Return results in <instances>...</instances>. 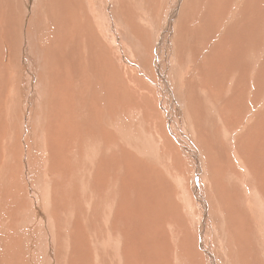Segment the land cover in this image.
<instances>
[{
	"label": "rangeland",
	"instance_id": "obj_1",
	"mask_svg": "<svg viewBox=\"0 0 264 264\" xmlns=\"http://www.w3.org/2000/svg\"><path fill=\"white\" fill-rule=\"evenodd\" d=\"M2 1L3 3L0 0V20L3 22V24L0 22V43L2 47L0 49V58H3V62L9 63L7 61V50L12 46L16 47L15 51L18 50L17 57H19L18 59L21 64L25 59L24 57H27L25 61H27L29 68L28 62L32 55L26 52V49L28 48L29 51L34 52H36V49L39 52V54L36 52V56L39 57L43 54L42 60L45 58L42 62L44 65L42 68L49 73L50 82L52 79L55 82L56 79L54 78H59V75L62 73L64 78L63 85L60 81V83L58 82L56 85L54 83H51V85L49 84L48 88L47 83V94L42 98L44 100L43 109L47 110V112H45L46 118L44 119L46 122L42 124L44 130L40 129L39 131V128L35 127L36 124L32 123L30 124L32 130H30L31 132L29 133V129L23 126L20 130V121L19 125H17V121L10 117L7 111L2 117V130L4 129L7 135L11 134L10 141L6 139L8 144L5 143V146H2L0 143V156H2L4 160L2 163L3 165H1L0 162V214L2 213L0 217L4 220V224H2L3 220L0 218L2 220L0 221V229L2 230H0L2 234H0V259L2 263L4 260L8 262L7 260L13 258L14 264H36V261L31 258L30 251L38 249L40 252H43L42 244L45 240L51 239L45 225L47 219L45 221H42L41 218L38 219L39 217H36L35 214L32 213V211H35L33 210L35 208L32 207L31 211V207L27 205V202L32 200L33 196L36 195V193L33 194V191L37 192L39 187H41L44 192H48L47 203L45 205H48L51 212L49 214L51 215L53 223L51 224L50 222V224L51 226L53 225L52 227H56V233H53L55 234L54 237L57 236L56 239H59V241L58 239L56 240V251L53 250L54 254H58L59 257L61 256L59 264H80L83 258L85 264H131L132 262V264H264V173L260 171L261 168H264V140L260 139L263 143L257 138L253 140V142L256 143L257 141L259 143L256 147L259 149L256 152L245 154L238 153L243 147L244 142H249L251 137L254 138L253 134L251 136V133L248 131L251 125H253L252 123L255 121V118L260 115L259 111L262 110L263 107L259 106L255 109L251 107V112L247 111L246 113L240 110L239 117L241 114V119L237 126L235 120L238 117L237 110L242 109L240 104L242 101H238L236 105L226 101V99L230 97L229 95L232 94V91L227 90L229 78L227 80H222L221 75L216 76L218 71H216L215 74L213 72L212 75L207 73L204 78L199 73L203 71V68H199V71L197 69L193 70L195 63L198 64L197 58L200 53L206 54L203 56V61L205 58V62L209 59H213L214 61L216 58H219V48L221 47L219 42L221 37H223L221 34L230 22L233 20H241V11L246 0H227L230 2L231 6L227 7L229 10L223 20L224 23H219L221 28L218 26V12L225 8L223 5L225 0H210L211 2L209 0H144L145 3H143V0H127V2L125 0H114L116 5L121 2L124 6L125 3L126 6H130L133 12L132 15H134L135 18L138 15V19L135 21V23L138 22V24L136 23L135 26H139V33H135L136 31L131 32L134 34L133 38H131L134 41L130 38L128 41L130 47L133 48L135 45L132 42L138 39L142 45L141 49H144L143 52L146 53H144L145 56L142 58L138 53H135V59L131 58L129 63H123V71H127L128 74H130L128 77L129 79H125L122 73L116 71V75L115 71L111 70V76L103 86V88H106L108 85L107 94L104 95L105 101H108H104L105 103L101 106H99L98 103L93 104L95 110L94 116L106 122H103L104 129L100 130L97 135V140H99L102 145H100L99 142L96 144V139L92 138L90 134H88V136H86V133L83 134L80 125L78 124L77 126L76 124L78 123L76 117L72 115V112H75V110L78 111L74 106L72 98L79 95L81 91L85 92L89 88L87 87L89 86L88 73L85 70H80L81 72L79 71L77 75L74 76V70L70 64H62L63 66L60 67V60L58 59V62L57 57H54V55L50 57L48 52L45 51L48 49V51H53L51 45L54 49L57 48L58 51L60 47L63 50V43L59 45L55 41L52 42L53 37H55L53 30H56V37L58 34L63 35L65 31L68 32L69 35H72L73 31L78 30L80 33H78L79 36H81V34L82 36L85 35L81 38L76 37L78 41L80 40L79 43L87 40V35L88 37L90 36V39L94 38L92 34L95 29H92L94 24L91 22L93 20L85 10V6L80 5L81 10L80 6L77 5L78 8L73 7V9L64 11L58 8V2L56 0H44L46 3L45 8L35 6V0H33L29 7L25 6L24 10L23 6L21 7L22 3L20 6L18 5L22 9L17 6V11L14 7L7 10L6 3H4L5 0ZM79 1L80 0H78V2ZM115 4L113 2V6ZM139 6L141 9L137 8ZM141 6H145V11H143V7ZM12 9H15L18 13L15 14L13 12V14ZM118 12H120V10L117 11V14ZM207 12H212L214 14V24H216V27L214 26V29L210 31L209 34L204 30L202 25L205 24L206 19L200 21L201 16L206 18ZM59 13L62 17L59 16ZM25 15H27V17ZM147 15L150 19H147ZM23 16L29 20L27 21ZM40 16H42V18H40ZM30 17L32 20H30ZM5 18H7V20L8 18L12 19L13 23L9 25V20L7 21ZM63 18L65 19L63 20ZM18 19L20 21H17ZM79 22L82 24H78ZM41 24L42 35H40L41 30L39 29ZM223 24L224 26L222 27ZM67 26L69 30L66 29ZM113 26L118 27V25ZM12 27H14L13 30L11 29ZM158 27L162 29V31L158 35L159 40L157 41V45L150 44L152 40H149V36L152 34V30ZM187 27L193 28L191 32L194 31L195 40L192 39L189 41L186 40V38L184 39L185 34L183 33V29ZM4 30L7 32V35ZM44 30H47L46 36H44ZM8 31L10 32L8 33ZM21 33H23V35ZM9 37L11 39L13 38V41L9 42ZM99 37L98 41L93 39V46L95 49L99 47L97 50L102 51L100 46H102L104 40L100 33ZM6 39L8 40L7 42ZM7 43H10V45L12 43V45L10 46ZM25 46L28 47L25 48ZM32 47L35 49H32ZM138 47L140 46L138 45ZM94 48L91 49L92 52L88 51L89 49L81 48L80 51L82 52L80 53L83 56L82 59L86 60L90 58L91 56L89 54L92 55ZM42 50H44V52ZM60 54L63 55V52ZM70 54L71 52H69V55ZM94 55L98 57L101 63H107L109 61L106 56H99L98 53ZM128 59H130V57ZM141 60H143V62H140ZM263 60L264 40L263 48H261V51L256 55V70L255 72L252 70L251 75L255 76ZM67 61L69 60L67 59ZM80 61L81 60H79V62ZM133 61L139 64L145 72H141L142 70L139 71L140 69L134 66L135 63ZM72 64L74 65V63ZM75 65H77V62ZM104 68L105 65H103V69ZM99 69L101 71V68ZM103 73L106 77V72ZM160 74L163 76L165 75L164 77L166 78L167 76L172 78V82L168 87L164 84V81L160 80L162 77ZM114 75L117 76V80L114 79ZM235 75L232 90L237 86V82L241 81L242 83L238 84V90L241 89V92L245 85L241 76L239 79L238 71L235 72ZM224 76L225 74L223 78ZM80 77H82L83 80H79L78 78ZM261 78H259V82L264 83V78ZM257 79L255 78L253 80ZM253 80L247 85L245 91L248 90V93L251 92L256 94V92L260 91L257 90L259 84L257 86V84L253 83ZM77 83H81L78 90L72 89ZM114 91L118 92L115 93V99L112 98ZM11 94L12 93L7 95L5 99ZM196 96L203 102L199 103L200 101ZM115 100H117V102ZM36 102L39 103L40 100L36 99ZM261 105L264 104L261 103ZM78 115L77 112L76 116ZM33 118H36L34 113ZM231 118L233 120L232 123L230 120ZM116 122L128 127L127 130L133 133L129 135L132 140L129 139L128 141L123 135V133H126V130L123 132L119 130L118 132L117 129H114L116 127L113 126H115ZM23 123H25V121H23ZM232 124L234 126H232ZM153 125L159 126L158 128L160 131L153 130ZM7 128H9L10 131ZM41 131L45 132L42 133ZM155 132L158 134L161 133L159 138L161 141L154 135ZM52 135L54 136L52 137ZM57 135L61 137L60 140L56 137ZM166 135L172 138L176 144V148L167 143L166 138H164ZM249 136L251 137L248 138ZM241 137H245V139ZM151 138H153L152 140L154 141L158 139L157 145L160 147H158L156 154L160 159L156 154L148 155V153L142 149L144 143H150L152 141L150 140ZM57 140L58 142H56ZM121 141H126L124 144L122 142L126 151L124 149L120 150L119 145L121 143L119 142ZM253 142L252 144L255 146ZM93 143L96 144V146L99 145L101 150L96 149L94 152L96 154L93 153V155H91L93 152L91 150V147L94 145ZM218 144L220 149L213 147ZM223 144L227 146L225 151L221 148ZM105 145L107 146L105 147ZM193 145H195V150L199 152L198 156L201 159L200 170L196 169L198 159H194L197 158V155L193 154L196 153L193 151ZM261 148H263V150ZM9 149L13 152L8 153L7 151ZM29 152L31 153L30 155L28 154ZM55 154H57L56 157L53 156ZM103 155L104 157H102ZM122 155H125V157ZM91 156H93V158H90ZM7 163H9V165H7ZM27 168H29L30 175L24 176V174H27ZM33 172L35 174H33ZM139 183L145 188L143 189L145 193L142 192V195L138 193V191H142L141 185H138ZM137 186L141 188L138 189L139 187ZM244 189L249 193V196H243ZM2 191L3 193L1 196ZM232 191L239 197L237 196L236 199L234 196L231 197L230 194ZM187 192H190V196L192 195L191 203L188 201V197L184 195V193L186 194ZM138 198L141 199L140 207H142L141 209L139 207V212L137 216H135L134 211H137ZM247 203H252L253 209L258 211L251 223L248 221L246 222L244 219L251 217L252 213V211H247L249 210V207L247 209ZM122 204L123 206H121ZM125 205L127 207H125ZM54 207H60L57 214L59 215L58 220L55 217L53 218ZM102 207H104V211ZM232 207L235 208L234 211H230ZM85 208H87V210ZM100 208L101 210L97 211ZM26 209L30 211L27 212ZM108 209L110 211L109 218L111 220L107 227L103 217H105L104 212ZM241 212L244 214L242 215ZM94 213L95 216L93 215V217L92 214ZM232 213L237 218L241 216V222L233 215L234 218H230L233 221L237 220V222H232V220L228 218ZM32 214H34V216ZM38 214L40 213L36 215ZM85 214H87V216H85ZM132 214L133 216H131ZM26 215H28V217ZM155 216L158 217L156 218ZM32 217H35V222L33 221L34 224L29 222L33 219ZM87 217L90 218L87 219ZM92 218L94 219L93 223ZM48 219H50V217H48ZM73 219L75 221L78 220V222H74ZM86 220L89 221L87 222ZM96 220L98 222H96ZM115 222L116 224H114ZM25 223L28 225L26 226ZM78 223L86 227L83 228L85 229L83 234L77 226L75 227ZM89 226H91V229H88ZM110 226L111 228H109ZM59 228H62L61 233H59ZM111 232L112 234L116 233L115 235L118 236L120 247L122 242L127 244L124 250L119 248L118 258L115 255L113 256L112 251L110 248H107L103 240H106L108 234L109 236H115L111 235ZM82 237L83 239L85 238V241ZM26 242H29V251L25 246ZM98 242L100 244H98ZM137 245H139V248ZM46 248H48V246H46ZM128 248H130L129 251ZM58 250L59 252L57 253ZM137 252H141L140 256ZM101 253L105 255L108 254L105 256ZM120 254L123 256L121 257ZM125 254H129V256ZM134 256L136 257L134 258ZM148 256L150 258L152 257L154 260L148 259ZM110 259L112 261H110ZM127 260H130L129 263Z\"/></svg>",
	"mask_w": 264,
	"mask_h": 264
},
{
	"label": "bare ground",
	"instance_id": "obj_2",
	"mask_svg": "<svg viewBox=\"0 0 264 264\" xmlns=\"http://www.w3.org/2000/svg\"><path fill=\"white\" fill-rule=\"evenodd\" d=\"M57 2H58V8H61L62 10H67V9H73V7H77L78 8V6H82V5H84L85 6V10L87 11V13L89 14V16L91 17V19L93 20V21H91L93 24H94V26L92 27V29H95V31H93L94 33L92 34L93 35V39H96L95 41H98L99 40V33H100V35H102V38H103V40H104V42H102V46H100L101 47V49H102V51H99V50H97V49H95L94 48V46H93V39H90V36L88 37V35L86 36L87 37V40H85V41H81L82 43H79V41L76 39V37L77 38H81V37H84V36H82V34H81V36H79V31L78 30H76V31H73L72 32V35H69L68 34V32H63L64 34L63 35H61V34H58L57 35V37H56V30H53V33H54V35H55V37H53V39H52V42H56V43H58L59 45H61L62 43H63V50H62V48L60 47V49H59V51L57 50V48H55L54 49V47L51 45V47H52V50L53 51H48V50H45L46 52H48V55L50 56V57H52L53 55H54V57H57V61L59 62V60H60V62H59V64H60V67L61 66H63L62 64H70V66L73 68V70H74V76H76L77 75V73L80 71V70H85L87 73H88V75H89V86H87V87H89L85 92H80V96L79 95H76L75 97H73L72 99H73V101H74V106L77 108V110L78 111H76L75 110V112H72V115L73 116H75L76 117V120H77V122L78 123H76L77 124V126H78V124L80 125V128H81V131H83L82 133L84 134V133H86V136H88V134H90L91 135V137L92 138H94V139H96L95 141H94V139H93V141L97 144V142H99L100 143V145H102V143L99 141V140H97V135H98V133L100 132V130H103L104 128H103V122L104 123H106L105 121H103V119H101L100 118V120L98 119V118H96V116H94V114H95V110H94V108H93V104H96V103H98V105L99 106H101L103 103H105L106 101H108V100H106L105 101V98H104V95L105 94H107V90H108V85H107V87L106 88H103V86H104V83H106L107 81H108V79L110 78V76H111V73H110V71L111 70H114L115 71V73H116V71L117 72H120V73H122L123 75H124V77H125V79L127 78V79H129L128 77H129V75L130 74H128V72L127 71H123V63H129V60L131 61V58H133V59H135V53L137 54L138 53V55L139 56H141V58L142 57H144L145 56V54L144 53H146V52H143V50L144 49H141V43L139 42V40L137 39L135 42H132L134 45H135V47L133 46V48H131L130 47V44H129V41H128V39L130 38H133V36H134V34H132L131 32H134V31H136L135 33H139V26L138 25H136L135 26V24L137 23L138 24V22H136L135 23V21H137V17H138V15L137 14H135V15H137L136 16V18L134 17V15H132V11H131V7L130 6H126V3H125V6L123 5V4H121V2L120 3H117V1H116V3H117V5L115 4V1L113 0H80L79 2H78V0H56ZM124 1V0H123ZM122 1V2H123ZM126 2H127V0H125ZM129 1V0H128ZM131 1V0H130ZM142 1V0H141ZM140 1V2H141ZM148 1V0H147ZM210 1V0H209ZM1 2L3 3V1L1 0ZM31 2H33V0H5L4 1V3H6V7H7V10H10V8L11 7H14L16 10H17V8L21 5V3H22V5H21V7L23 6V10L25 9V6L26 7H29V5H30V3ZM52 2V1H51ZM113 2H114V6H113ZM137 2V1H136ZM139 2V3H140ZM211 2V1H210ZM83 3V4H82ZM143 3H145V1L143 0ZM232 3V2H231ZM34 4H35V6H37V7H44L45 8V1L44 0H35V2H34ZM130 4V3H129ZM132 4V3H131ZM19 5V6H18ZM52 5V4H51ZM78 5V6H77ZM128 5V4H127ZM133 5V4H132ZM223 5H224V9L223 10H220V12H218V16H219V22H218V26L221 24V23H224L223 22V20L225 19V16H226V14H227V12H228V10H229V8H227V7H230L231 6V4H230V2L229 1H227V0H225V2L223 3ZM18 6V7H17ZM34 6V7H35ZM81 6H80V10H81ZM158 6V5H157ZM17 7V8H16ZM21 7H19V8H21ZM141 7H143V6H141ZM145 7V6H144ZM144 7H143V11H145L144 10ZM31 8V7H30ZM76 8V9H77ZM138 9H141L140 8V6L139 7H137ZM136 8V9H137ZM15 9H12V13L14 12L15 14H17L18 12V10L16 11ZM22 9V8H21ZM29 9V8H28ZM134 9V8H133ZM137 9V10H138ZM14 10V11H13ZM83 10V9H82ZM114 10H116V11H114ZM118 10H120V12H118V14H117V11ZM3 11V10H2ZM28 11V10H27ZM41 11H44V10H41ZM131 11V12H130ZM4 12V11H3ZM147 12V11H146ZM242 18H241V20H233L232 22H230L225 28H224V30H223V32H222V36L223 37H221V40H220V42H219V45L221 46L220 48H219V58H216L214 61H213V59H209L207 62H205L206 60H205V58H204V61H203V56H205L204 55V53H200L199 54V57L197 58V61H198V64L197 63H195V65L193 66V70L194 69H197L198 71H199V68H203V71L202 72H199L200 73V75H202V77H206V75H207V73L208 74H211L212 75V73L214 72V74H215V72L216 71H218L217 72V75L216 76H219V75H221L222 76V80H227L228 78H229V81H230V83H229V81H228V84H227V90H230V91H232V94H230L229 96V98H227L226 99V101H228V103H232L233 105H236L237 103H238V101L239 102H241L240 104H241V107H242V109H238L237 111H238V114H237V116H235V117H237V119L235 120V123L237 124V126H238V123H239V121H240V119H241V114H240V117H239V113H240V110H242V111H244V113H246L247 111L248 112H251L250 111V108L251 107H254V109L255 108H257V107H263V109L262 110H260L259 112H260V115L259 116H257L256 118H255V121L252 123L253 125H251V127L249 128L250 130L248 131V132H250L251 133V136H252V134H253V136H254V138H252L251 136H249L248 138H250V141L249 142H244L243 143V147L241 148V150H240V152H238V153H249V152H256L259 148H256L257 147V145L259 144L257 141H256V143L255 142H253V140H255V138H257V139H262V140H264V105H261V103L262 104H264V83L262 82V83H260L259 82V78H261V77H263L264 78V60L262 61V63H261V65L259 66V68L257 69V73L255 74V76L254 75H251V72H252V70H253V72H255V70H256V55H257V53L258 52H260L261 51V48H263V40H264V0H246L245 1V4H244V7L242 8ZM5 13V12H4ZM13 13V14H14ZM20 13V12H19ZM62 13H64V12H62ZM142 13H144V12H142ZM58 14V13H57ZM65 14V13H64ZM67 14V13H66ZM22 15H23V13H22ZM68 15V14H67ZM80 15V14H79ZM140 15V14H139ZM17 16V15H16ZM26 17H27V15H25ZM25 16H23V17H25ZM59 16L60 17H62V15H60V13H59ZM63 16H65V15H63ZM88 16V15H87ZM143 16V15H142ZM21 17V16H20ZM26 17H25V19H26ZM59 17V18H60ZM68 17V16H67ZM67 17H65V18H67ZM4 18V17H3ZM36 18V17H35ZM40 18H42V16H40ZM65 18H63V20L65 19ZM140 18V17H139ZM142 18V17H141ZM6 20H7V18H5ZM4 19V20H5ZM136 19V20H135ZM142 19H144V18H142ZM147 19H150L149 17H148V15H147ZM203 19H206V22H205V24H202L203 25V28H204V30L209 34V32L210 31H212L213 29H214V26L216 27V24H214V22H215V18H214V14L212 13V12H207L206 13V18H204L203 16H201V20L200 21H203ZM9 20V21H8ZM8 24L9 25H11L12 23H13V20L12 19H10V18H8ZM27 21L29 20V19H26ZM30 20H32V18L30 17ZM34 20V19H33ZM41 20V19H40ZM44 20H45V18H44ZM43 20V21H44ZM57 20V19H56ZM62 20V21H63ZM67 20V19H66ZM141 20V19H140ZM17 21H20L19 19L17 20ZM81 21V20H80ZM83 21H85V20H83ZM141 21H143V20H141ZM0 22H1V20H0ZM37 22V21H36ZM36 22H34V23H36ZM144 22V21H143ZM142 22V23H143ZM148 22V21H147ZM2 24H3V22H1ZM5 23H7V22H5ZM15 23V22H14ZM20 23V22H19ZM23 23H24V20H23ZM27 23V22H26ZM43 23V22H42ZM68 23V22H67ZM81 22H79L78 24H80ZM91 23V24H92ZM139 23H140V21H139ZM155 23V22H154ZM220 23V24H219ZM82 24V23H81ZM90 24V23H89ZM92 24V25H93ZM20 25V24H19ZM113 25H118V27H115V26H113ZM140 25H141V23H140ZM144 25V24H143ZM155 25V24H154ZM0 26H1V24H0ZM5 26H7V25H5ZM15 26H17V25H15ZM14 26V27H15ZM24 26H25V24H24ZM23 26V27H24ZM30 26H32V25H30ZM153 26V25H152ZM224 26V24L222 25V27ZM3 27V26H2ZM10 27V26H9ZM14 27H12L11 29L13 30V28ZM28 27H29V25H28ZM63 27H66V26H63ZM75 27H77V26H75ZM74 27V28H75ZM85 27V26H84ZM83 27V28H84ZM143 27V26H142ZM148 27H149V25H148ZM160 27H163V26H160ZM220 27V26H219ZM150 28V27H149ZM221 28V27H220ZM9 29V28H8ZM27 29V28H26ZM39 29L41 30L40 31V35H42V24H41V26L39 27ZM66 29H68L69 30V28H68V26H67V28ZM77 29V28H76ZM159 27L158 28H154L153 30H152V34L149 36V40L151 39L152 41H150V44H154V45H157V41L159 40V38H158V35H159V33L162 31V29H160V31H159ZM30 30V29H29ZM63 30H65V29H63ZM67 30V31H68ZM184 31H183V33L185 34V36H184V39L186 38V40H189V41H191L192 39H194L195 40V37H194V31L193 32H191V30H193V28H190V27H187L186 29L184 28L183 29ZM1 31V30H0ZM5 31V30H4ZM46 31L47 30H44V36H46ZM87 31H88V29H87ZM10 31H8V33H9ZM12 32V31H11ZM16 32H17V30H16ZM26 32V31H25ZM30 32V31H29ZM83 32V31H82ZM86 32V31H85ZM85 32H84V34H85ZM5 33H6V35H7V32L5 31ZM14 33V32H13ZM20 33V32H19ZM79 33V34H78ZM89 33V32H88ZM182 33V34H183ZM4 34V33H3ZM22 35H23V33H21ZM90 34V33H89ZM5 35V34H4ZM10 35V34H9ZM12 35H14V34H12ZM11 36V35H10ZM18 36V35H17ZM33 36V35H32ZM11 37H13V36H11ZM33 37H35V36H33ZM5 38V37H4ZM7 38V37H6ZM19 38V37H18ZM25 38V37H24ZM72 38H74V39H72ZM136 38V37H135ZM138 38H139V36H138ZM32 39V38H31ZM0 40H1V37H0ZM4 40V39H3ZM17 40V39H16ZM23 40V39H22ZM29 40H30V36H29ZM131 40H133V39H131ZM8 40L6 39V42H7ZM11 41H13V38L11 39L10 37H9V42H11ZM26 41V40H25ZM36 41H38V40H36ZM106 41V42H105ZM134 41V40H133ZM1 42V41H0ZM46 42V41H45ZM4 43H5V40H4ZM13 43V42H12ZM12 43H11V45H12ZM16 43H17V41H16ZM25 43V42H24ZM23 43V44H24ZM38 43V42H37ZM41 43H42V41H41ZM143 43V42H142ZM149 43V42H148ZM193 43V42H192ZM7 44H9L10 45V43H7ZM15 44V43H14ZM19 44V43H18ZM33 44H34V42H33ZM32 44V45H33ZM36 44V43H35ZM48 44V43H47ZM69 44V45H68ZM80 44H81V46H80ZM96 44V43H95ZM132 44V45H133ZM188 44V43H187ZM10 45V46H11ZM30 45V44H29ZM38 45V44H37ZM41 45V44H40ZM97 45V44H96ZM138 45L140 46V47H138ZM188 45H190V44H188ZM191 45H193V44H191ZM8 46V45H7ZM16 46V45H15ZM18 46V45H17ZM36 46V45H35ZM71 46V47H70ZM26 47H28V46H25V48ZM2 47H1V43H0V49H1ZM10 49L9 50H7V57H8V59H7V61L9 62V63H4L3 62V58H0V72H1V76H0V139H2V140H0V143L2 144V146H5V143L6 144H8V141H6V139L7 140H9L10 141V138H11V134L10 135H7L6 133L7 132H5V130L3 129L2 130V124H1V122H3V116L5 115V112L7 111L8 113H9V115H10V117H12V118H14V120L15 121H17V125H19V121H20V130H21V127L23 126L24 128H26V129H29V133L31 132L30 130H32L31 129V125L30 124H36V126L35 127H37V128H39V131H40V129H42V130H44L43 129V127L44 126H42V124H45V112H47V110H44L43 109V107H44V100L42 99V98H44L45 97V95L47 94V88H46V86H47V83H48V88H49V84L51 85V83H54L55 85L59 82L60 83V81H61V83H62V85L64 84V78H63V73L62 74H60L59 75V78H54V79H56V81L54 82L53 81V79L51 80V82H50V78H49V73L46 71V70H44V68H42L44 65H43V61H44V59L42 60V56H43V54L41 55V56H39V57H37L36 56V52L39 54V52L35 49V48H33L32 47V49H35V51L36 52H34V51H29V49L27 48L26 49V52H28L30 55H32L30 58H29V62H28V64H29V68H28V65H27V61H25L26 60V58L27 57H24L25 59L22 61V64L20 63V60L18 59L19 57H17V54H18V50H16L15 51V49H16V47H9ZM18 48H20V47H18ZM24 48V49H25ZM40 48H42V47H40ZM81 48H85V49H89L88 51H91V49L92 48H94V50H93V53H92V55L91 54H89L91 57L90 58H88V59H86V60H83L82 58H83V56H82V54L80 53V52H82V51H80L81 50ZM4 49H7V48H4ZM42 49H46V48H42ZM137 49H138V51H137ZM23 50V49H22ZM21 50V51H22ZM20 51V52H21ZM43 52H44V50H42ZM190 51H192V50H190ZM25 52V53H26ZM45 52V53H46ZM50 52V53H49ZM63 52V55L62 54H60V53H62ZM69 52H71V54L70 55H72V56H70L69 55ZM87 52V51H86ZM92 52V51H91ZM90 52V53H91ZM186 52V51H185ZM24 53V54H25ZM88 53V52H87ZM98 53V55L99 56H106L107 58H108V62L107 63H104V62H100L99 61V59H98V57L96 56V55H94V54H97ZM188 53V52H187ZM21 54V53H20ZM78 54H80V55H78ZM15 55H16V57H15ZM47 55V54H46ZM77 55V56H76ZM1 56V55H0ZM20 56V55H19ZM87 56V55H86ZM130 57V59H128L129 57ZM94 57V58H93ZM75 58V59H74ZM80 58V59H79ZM23 59V58H22ZM59 59V60H58ZM67 59L69 60V61H67ZM81 60L80 62H79V60ZM137 60V59H136ZM5 61H6V59H5ZM102 61V60H101ZM26 62V63H25ZM56 62V61H55ZM74 63V65L72 64V63ZM76 62H77V65H75L76 64ZM134 62V61H133ZM138 62V61H137ZM140 62H143V60H141ZM139 62V63H140ZM144 62H145V60H144ZM131 63V62H130ZM135 63V62H134ZM57 64V63H56ZM58 64V65H59ZM82 66H81V65ZM253 64H254V67H253ZM103 65H105V68L103 69ZM142 65V64H141ZM132 66V65H131ZM134 66H136V68L138 67L140 70L139 71H141V72H143L144 71V69L142 68V67H140V65L139 64H137V63H135L134 64ZM112 67V68H111ZM145 67V66H144ZM99 68H101V71H100V69ZM131 68V67H130ZM147 68V67H146ZM127 69V68H126ZM125 69V70H126ZM129 69V68H128ZM223 69H224V71H223ZM103 70V71H102ZM223 71V72H222ZM236 71H238V73H239V79H240V76L242 77V81H243V83H244V85H245V87H244V89L240 92V90H238L239 89V87H238V84H241L242 82L241 81H238L237 82V86L232 90V87H233V82L235 81V72ZM81 72V71H80ZM84 72V71H83ZM103 72H106V77L104 76V73ZM145 72V71H144ZM222 72V73H221ZM58 74V73H57ZM145 74V73H144ZM225 74V76H224V78H223V75ZM116 75H117V73H116ZM116 75H114L115 76V80H117V76ZM161 75V74H160ZM196 75V74H195ZM198 75V74H197ZM228 75V76H227ZM3 76H4V78H3ZM67 76H69V75H67ZM80 76V75H79ZM162 77H161V81H164V84H166L167 85V87L171 84V82H172V78L171 77H169V76H167V78L166 77H164L163 75H161ZM193 76V75H192ZM254 76V77H253ZM258 76H259V78H258ZM155 77V76H154ZM67 78V77H66ZM105 78V79H104ZM257 79V80H253V79ZM79 80H81L82 79V77H80V78H78ZM77 79V80H78ZM100 79V80H99ZM120 79L122 80V78L120 77ZM262 79V78H261ZM83 80V79H82ZM86 80V79H85ZM98 80H99V82H98ZM115 80H112V81H115ZM186 80H187V78H186ZM189 80V79H188ZM252 80H253V83H255V84H257V86H258V84H259V86H258V89L257 90H260V91H258V92H256V94H253V93H248V90L247 91H245L246 90V88H247V85L248 84H250L251 82H252ZM67 81V80H66ZM69 81V80H68ZM123 81V80H122ZM131 81V80H130ZM83 82V81H82ZM81 82V83H82ZM188 82V81H187ZM81 83H77L75 86H73L72 87V89H74V90H78V87H80V85H81ZM98 83V84H97ZM110 83V82H109ZM29 85H31V86H29ZM86 87V88H87ZM120 91V90H119ZM229 91V92H230ZM198 92V91H197ZM227 92V91H226ZM10 93H12L8 98H6L5 99V97L7 96V95H9ZM78 93V92H77ZM110 93V92H109ZM115 93H118V92H116V91H114L113 92V94H112V98H114L115 99ZM242 93H243V95H242ZM121 95V94H120ZM258 95H259V97H258ZM110 98V97H109ZM196 98L200 101H198L199 103H202L201 102V100L196 96ZM202 98V97H201ZM206 98V97H205ZM36 99H38V100H40V102L38 103V102H36ZM70 100V99H69ZM68 100V101H69ZM204 100V99H203ZM261 102H260V101ZM105 101V102H104ZM112 101V100H111ZM116 102H117V100H115ZM110 102V101H109ZM195 103V102H194ZM227 103V102H226ZM246 103V104H245ZM62 104V103H61ZM72 104V103H71ZM70 104V105H71ZM108 104V103H107ZM112 104V103H111ZM196 104V103H195ZM232 105V106H233ZM239 105V104H238ZM47 106H48V104H47ZM121 106V105H120ZM105 107H107V106H105ZM147 107H149V106H147ZM231 107V106H230ZM80 108V109H79ZM102 108V107H101ZM111 108H114V107H111ZM117 108V107H116ZM152 108H153V106H152ZM235 108V107H234ZM233 108V109H234ZM147 110V109H146ZM149 110V109H148ZM252 110V109H251ZM116 111V110H115ZM118 111V110H117ZM78 112V116H76V113ZM110 112V111H109ZM198 112V111H197ZM33 113H34V115H35V117L36 118H33ZM100 113V112H99ZM258 113V112H257ZM115 114V113H114ZM118 114H120V113H118ZM117 114V115H118ZM101 115V114H100ZM105 115H106V113H105ZM109 116V115H108ZM116 116V115H115ZM31 117V118H30ZM104 117V116H103ZM153 117V116H152ZM235 117H233V118H235ZM71 118H73V117H71ZM105 118V117H104ZM107 118H109V117H107ZM117 118V117H116ZM253 119V118H252ZM58 120V119H57ZM71 120V119H70ZM73 120V119H72ZM75 120V119H74ZM231 120V123L233 122V120H232V118L230 119ZM23 121H25V123H23ZM33 121V122H32ZM108 121H109V119H108ZM114 122V121H113ZM142 122V121H141ZM14 123V122H13ZM149 123V122H148ZM153 123H154V121H153ZM12 124V123H11ZM62 124V123H61ZM75 124V125H76ZM110 124V123H109ZM156 124V123H155ZM204 124V123H203ZM106 125V124H105ZM13 126V125H12ZM48 126V125H47ZM84 126H85V130H84ZM149 126V125H148ZM157 125H153V127H154V129L153 130H155V131H160V129L158 128L159 126H157ZM232 126H234L233 124H232ZM11 127V126H10ZM9 127V128H10ZM30 127V128H29ZM76 127V126H75ZM101 127H102V129H101ZM113 127H116V128H114V129H117L118 130V132H119V130L120 131H124V130H126V133H123V135L127 138V140L129 141V139L130 140H132L131 138H130V134L132 133L131 131L129 132L127 129H128V127L127 126H125V125H123V124H121V123H118V122H116V124H115V126H113ZM9 128H7V129H9ZM49 128V127H48ZM11 129V128H10ZM10 129H9V131H10ZM148 129H150V128H148ZM207 129V128H206ZM12 130V129H11ZM19 130V131H20ZM38 130V129H37ZM48 130V129H47ZM50 130V129H49ZM79 130V129H78ZM53 131V130H52ZM51 131V132H52ZM105 131H107V130H105ZM151 131V130H150ZM162 131V130H161ZM21 132V131H20ZM42 133L43 132H45V131H41ZM50 132V131H49ZM140 132V131H139ZM147 132V131H146ZM145 132V133H146ZM47 133V132H46ZM56 133H57V131H56ZM56 133H55V135H56ZM136 133V132H135ZM12 134H13V131H12ZM28 134V133H27ZM38 134V133H37ZM58 134V133H57ZM82 134V135H83ZM133 134V133H132ZM161 134V133H160ZM160 134H158V133H154V135H156L157 136V138L159 139L160 138ZM247 134V133H246ZM4 135V136H3ZM49 135H51V134H49ZM65 135V134H64ZM103 135H105V134H103ZM121 135V134H120ZM145 135V134H144ZM164 135V134H163ZM23 136V135H22ZM54 135H52V137H53ZM66 136V135H65ZM7 137V138H6ZM51 137V138H52ZM56 137H58V135L56 136ZM151 137V136H150ZM155 137V136H154ZM218 137H220V136H218ZM217 137V138H218ZM60 138L61 137H58V139L60 140ZM64 138H67V137H64ZM76 138V137H75ZM89 138V137H88ZM139 138V137H138ZM141 138V137H140ZM164 138H166V141H167V143L170 145V146H172V147H174V148H176V144H175V142L172 140V138L169 136V135H166V136H164ZM241 138H243V137H241ZM247 138V139H248ZM53 139H55V138H53ZM84 139V138H83ZM153 138H151L150 140H152ZM158 139H157V141L155 140H152L150 143H144V145L142 146V149L143 150H145L147 153H148V155H154V154H156V152H157V150H158V147H160L159 145H157V143H158ZM243 139H245V137L243 138ZM246 139V140H247ZM14 140V139H13ZM62 140H63V138H62ZM85 140V139H84ZM125 140V139H124ZM160 141H161V139H159ZM165 140V139H164ZM53 141H55V140H53ZM65 141H67V140H65ZM87 141V140H86ZM232 141V140H231ZM261 141V140H260ZM11 142H12V139H11ZM36 142V141H35ZM56 142H58V140L56 141ZM69 142V141H68ZM67 142V143H68ZM90 142V141H89ZM122 142H123V144H124V142H126V141H121V142H119V143H121L120 145H119V148H120V150H122V149H124L125 150V148L123 147V144H122ZM143 142V141H142ZM252 142L253 143H255V146H254V144H252ZM262 143H263V141H261ZM61 143V142H60ZM130 143H132V142H130ZM233 143V142H232ZM231 143V144H232ZM57 144V143H56ZM91 144V143H90ZM94 144V143H93ZM96 144H94L93 145V147H91V150L93 151L92 152V154L91 155H93V153L95 152V150L96 149H100L101 150V147L99 146V145H97L96 146ZM116 144V143H115ZM219 144H220V142H219ZM219 144L218 145H215V146H213V147H217V148H219L220 149V147H219ZM264 144V143H263ZM54 145H55V143H54ZM111 145V144H110ZM233 145V144H232ZM1 146V145H0ZM86 146V145H85ZM107 145H105V147H106ZM194 147V149H193V151L194 152H196L197 150H195V145H193ZM63 147V146H62ZM88 147V146H87ZM135 147H136V144H135ZM145 149H144V148ZM224 147V148H223ZM223 147H221L222 148V150L224 149V151L226 150V148H227V146L225 145V144H223ZM5 148V147H4ZM42 148V147H41ZM67 148V147H66ZM47 149H48V147H47ZM112 149V148H111ZM247 150V152H246V150ZM262 150H263V148H261ZM43 150V149H42ZM79 150V149H78ZM143 150H142V152H143ZM147 150H149V151H147ZM218 150V149H217ZM230 150V149H229ZM3 151H4V149H3ZM29 151V150H28ZM48 151V150H47ZM126 151V150H125ZM128 151V150H127ZM191 151V150H190ZM189 151V152H190ZM8 153H10V152H13V151H11L10 149L7 151ZM263 152V151H262ZM104 153V152H103ZM124 153V152H123ZM126 153V152H125ZM128 153V152H127ZM160 153V152H159ZM158 153V154H159ZM192 153V152H191ZM29 155L31 154L30 152L28 153ZM27 154V155H28ZM94 154H96V153H94ZM101 154V153H100ZM194 155H197V158H194V159H198V161H197V163H196V169L197 170H200V168H201V159H200V157L198 156V154H199V152H196V153H193ZM192 154V155H193ZM258 154H260V153H258ZM263 154V153H262ZM14 155V154H13ZM45 155V154H44ZM89 155V154H88ZM126 155V154H125ZM125 155L123 156V157H125ZM201 155V154H200ZM3 156H4V154H3ZM53 156H57V154H55V155H53ZM156 156L158 157V155L156 154ZM6 157V156H5ZM102 157H104V155L102 156ZM122 157V158H123ZM196 157V156H195ZM261 157V156H260ZM3 157L2 156H0V162H1V165H3L2 163H3V159H2ZM9 158V157H8ZM30 158V157H29ZM32 158V157H31ZM90 158H93V156H91ZM159 158V157H158ZM13 159V158H12ZM11 159V160H12ZM160 159V158H159ZM102 160V159H101ZM222 160V159H221ZM13 161V160H12ZM29 161V160H28ZM31 161V160H30ZM62 162V161H61ZM92 162V161H91ZM99 162V161H98ZM113 162V161H112ZM119 162V161H118ZM257 162H259V161H257ZM94 163H96V162H94ZM122 163V162H121ZM6 164V163H5ZM86 164H88V163H86ZM120 164V163H119ZM118 164V165H119ZM7 165H9V163H7ZM32 165V164H31ZM103 165H104V162H103ZM114 165V164H113ZM121 165V164H120ZM119 165V166H120ZM132 165H134V164H132ZM261 165V164H260ZM264 165V164H263ZM27 166V165H26ZM88 166V165H87ZM90 166V165H89ZM124 166V165H123ZM30 167V166H29ZM258 167V166H257ZM263 167V166H262ZM63 168V167H62ZM90 168V167H89ZM28 169V170H27ZM26 170V172H27V174L25 175L24 173V176H29L30 174V172H29V168H27ZM30 169H32V168H30ZM138 171V170H137ZM260 171L261 172H263L264 173V168H261L260 169ZM23 172V171H22ZM35 172V171H34ZM33 172V174H35ZM133 172V171H132ZM116 173V172H115ZM134 174V173H133ZM136 175V174H135ZM262 175V174H261ZM36 176V175H35ZM37 177V176H36ZM32 178H33V176H32ZM31 180V179H30ZM33 180V179H32ZM217 180V179H216ZM263 180H264V177H263ZM122 181V180H121ZM139 181V180H138ZM143 181V180H142ZM126 182V181H125ZM131 182V181H130ZM140 182V181H139ZM232 182V181H231ZM142 183V182H141ZM146 183V182H145ZM132 184V183H131ZM124 185V184H123ZM138 185H141V187H142V191L141 192H139L138 191V193H141V195H142V192H144L143 191V189H145V188H143V186H142V184H138ZM145 185V184H144ZM135 186V185H134ZM229 186V185H228ZM126 187V186H125ZM130 187V186H129ZM136 187V186H135ZM137 187H139V186H137ZM141 187H139L138 189H140ZM151 188V187H150ZM149 188V189H150ZM231 188V187H230ZM230 188H229V190H230ZM233 188H235V187H233ZM135 189V188H134ZM148 189V188H147ZM32 190V189H31ZM136 190H137V188H136ZM153 190V189H152ZM175 191V190H174ZM187 191V190H186ZM30 192V191H29ZM28 192V193H29ZM223 192V191H222ZM236 192H237V190H236ZM244 194H243V196H249L248 194L249 193H247V191L244 189ZM2 193H3V191L1 192V196H2ZM36 193V195H34L33 196V199L32 200H29L27 203V205H29L30 207H31V211H32V207H34L35 209H33V210H35V211H32V213H34L35 214V216L37 217H39L38 219H40L41 218V220L43 221H45L46 219H47V222L45 221V225H46V228H47V231H48V234H49V237L51 236V239H49V240H45L44 241V243L42 244V246H43V252H40L38 249L37 250H34V251H30V255H31V258L33 259V260H35L36 261V264H59L60 263V257L58 256V254H54L53 253V250H55L56 251V247H55V244H57L56 242V240L58 239H56V237H54V235L55 234H53V233H56L55 232V230H56V227H52L51 226V224L53 223V221H52V219H51V215L49 214V213H51L50 212V209H49V207H48V205L46 206L45 204L47 203V198H48V192H44V190H42V188L41 187H39V189L37 190V192H35V191H33V194H35ZM126 193V192H125ZM135 193V192H134ZM145 193V192H144ZM150 193V192H149ZM153 193V192H152ZM188 193V192H187ZM185 194L184 193V195L185 196H187L188 197V201L191 203L192 202V195L190 196V192L188 193V194ZM221 193V192H220ZM33 194H31V195H33ZM126 194H129L128 192L126 193ZM131 194V193H130ZM196 194V193H195ZM219 194V193H218ZM71 195V194H70ZM133 195V194H132ZM135 195V194H134ZM140 195V194H139ZM138 195V196H139ZM160 195V194H159ZM194 195V194H193ZM7 196V195H6ZM29 196V195H28ZM130 196V195H129ZM221 196V195H220ZM230 196L232 197V196H234L235 197V199L237 198V196L238 195H236V193L234 192V191H232L231 192V194H230ZM5 197V196H4ZM3 197V198H4ZM128 197V196H127ZM134 197V196H133ZM141 197V196H140ZM153 197H154V195H153ZM239 197V196H238ZM32 198V197H31ZM247 198V197H246ZM23 199V198H22ZM194 199V198H193ZM254 199V198H253ZM140 200L141 199H139L138 198V200H137V211H134L135 213V216H137V214H138V212H139V207H140ZM197 200V199H196ZM248 200H250V199H248ZM239 201V200H238ZM237 201V202H238ZM263 202V201H262ZM132 203V202H131ZM130 203V204H131ZM135 203V202H134ZM240 203V202H239ZM252 203H253V201H252ZM252 203H247V209H248V207H249V210H247V211H252V213H251V217H248V218H244L245 219V221L247 222H250L251 223V221H252V219L253 218H255L256 217V213L258 212L256 209H253L254 207L252 206ZM88 204V203H87ZM161 204V203H160ZM246 204V203H245ZM257 204V203H256ZM90 205V204H89ZM88 205V206H89ZM135 205V204H134ZM4 206V205H3ZM50 206V205H49ZM121 206H123V204L121 205ZM144 206V205H143ZM164 206V205H163ZM23 207V206H22ZM86 207V206H85ZM90 207V206H89ZM125 207H127L126 205H125ZM132 207V206H131ZM142 207V206H141ZM141 207H140V209H141ZM238 207V206H237ZM1 208V207H0ZM52 208V207H51ZM55 209H54V212H53V218L55 217L57 220H58V216L59 215H57L58 214V212H59V209H60V207L59 208H56V207H54ZM88 208V207H87ZM87 208H85L86 210H87ZM92 208V207H91ZM103 209V211H104V207H102ZM145 208V207H144ZM147 208V207H146ZM151 208V207H150ZM169 208V207H168ZM243 208V207H242ZM245 208V207H244ZM251 208H252V210H251ZM62 209V208H61ZM88 209H90V208H88ZM127 209V208H126ZM170 209V208H169ZM27 210V212L28 211H30V210H28V209H26ZM99 210H101V208L100 209H98L97 211H99ZM105 210H106V208H105ZM152 210V209H151ZM155 210V209H154ZM159 210V209H158ZM227 210H228V207H227ZM234 211L235 210V208H233L232 207V209H230V211ZM242 210V209H241ZM240 210V211H241ZM96 211V210H95ZM94 211V212H95ZM102 211V212H103ZM124 211V210H123ZM246 211V212H247ZM1 212V211H0ZM159 212V211H158ZM167 212V211H166ZM227 212H229V211H227ZM226 212V213H227ZM37 213H40V214H38V215H36ZM99 213V212H98ZM131 213H133V212H131ZM145 213H147V212H145ZM144 213V214H145ZM2 214V213H1ZM0 214V215H1ZM25 214H27V213H25ZM34 214H32L33 216H34ZM127 214H129V213H127ZM143 214V215H144ZM160 214H162V213H160ZM241 214H242V212H241ZM244 214V213H243ZM242 214V215H243ZM30 215H31V213H30ZM81 215H83V214H81ZM81 215H79V216H81ZM95 216V213L94 214H92V216ZM109 215H110V211H109V209L106 211V212H104V216L105 217H103V216H101V217H103V219H104V222L106 223V225H107V227L109 226V224H110V218H109ZM123 215H124V213H123ZM163 215V214H162ZM229 215V214H228ZM234 216V214L232 213L231 214V216L229 215V219L230 220H232L230 217H233ZM247 215H248V213H247ZM255 215V216H254ZM25 216V215H24ZM27 217H28V215H26ZM77 216V215H76ZM85 216H87V214H85ZM85 216H84V218H85ZM93 216V217H94ZM98 216V215H97ZM131 216H133V214L131 215ZM249 216V215H248ZM48 217H50V219H48ZM156 217V216H155ZM158 217V216H157ZM156 217V218H157ZM234 217H236V216H234ZM233 217V218H234ZM1 218V217H0ZM30 218V217H29ZM33 218V217H32ZM75 218V217H74ZM81 218V217H80ZM83 218V217H82ZM83 218V219H84ZM88 218H90V217H87V219ZM96 218V217H95ZM149 218V217H148ZM164 218V217H163ZM237 218V217H236ZM2 219V218H1ZM0 219V221H2ZM10 219V218H9ZM28 219V218H27ZM76 219V218H75ZM78 219H79V217H78ZM86 219V218H85ZM93 219V218H92ZM91 219V220H92ZM237 219H239V222H241V216H238V218ZM30 220V219H29ZM35 220V217L33 218V219H31L29 222L30 223H33V221ZM74 220V219H73ZM98 220V219H97ZM96 220V222H98ZM158 220V219H157ZM235 220V219H234ZM26 221H28V220H26ZM63 221V220H62ZM66 221V220H65ZM77 222H78V220H76ZM75 220H74V222H76ZM83 221V220H82ZM87 221V220H86ZM89 221V220H88ZM87 221V222H88ZM100 221H101V218H100ZM113 221V220H112ZM138 221V220H137ZM236 222H237V220H235ZM235 221H233L232 220V222H235ZM35 222V221H34ZM50 222H51V224H50ZM80 222V221H79ZM84 222V221H83ZM87 222H86V224H87ZM94 222V219L92 220V223ZM114 222V221H113ZM224 222V221H223ZM104 223V224H105ZM1 224V223H0ZM2 224H4V220H3V223ZM26 224V226L28 225L27 223H25ZM34 224V223H33ZM62 224V223H61ZM100 224V223H99ZM98 224V225H99ZM112 224V223H111ZM114 224H116V222L114 223ZM137 224V223H136ZM157 224V223H156ZM160 224V223H159ZM94 225V224H93ZM101 225V224H100ZM2 226V225H1ZM30 226V225H29ZM78 227V229L79 230H81V233L83 234L84 233V230L85 229H83V228H86V227H83L80 223H78V225H75V227ZM224 226V225H223ZM239 226V225H238ZM91 226H89V228L88 229H91L90 228ZM100 227V226H99ZM99 227H98V229H99ZM106 227V226H105ZM109 228H111V226L109 227ZM114 228H115V226H114ZM119 228V227H118ZM117 228V229H118ZM60 229V232L59 233H61V229L62 228H59ZM94 229V228H93ZM97 229V228H96ZM102 229V228H101ZM128 229V228H127ZM1 230V229H0ZM22 230V229H21ZM44 230V229H43ZM77 230V229H76ZM2 231V230H1ZM29 231H30V229H29ZM32 231H33V229H32ZM87 231H89V230H87ZM95 231V230H94ZM99 231V230H98ZM114 231V230H113ZM116 231V230H115ZM127 231H129V230H127ZM255 231V230H254ZM42 232H44V231H42ZM90 232V231H89ZM93 232V231H92ZM101 232V231H100ZM167 232V231H166ZM87 233V232H86ZM91 233V232H90ZM94 233V232H93ZM128 233V232H127ZM252 233H253V231H252ZM1 234V233H0ZM21 234V233H20ZM42 234V233H41ZM53 234V235H52ZM63 234V233H62ZM99 234V233H98ZM116 233H114V234H112V232H111V235H115ZM120 234H122V233H120ZM132 234V233H131ZM250 234V233H249ZM2 235V234H1ZM59 235H61V234H59ZM77 235V234H76ZM91 235H93L92 233H91ZM101 235V234H100ZM126 235V234H125ZM124 235V236H125ZM128 235H129V233H128ZM40 236V235H39ZM80 236V235H79ZM96 236V235H95ZM105 236H106V234H105ZM116 236V237H115ZM115 236H109V234H108V237L106 238V240L105 239H103L104 240V242L106 243V245H107V248L109 249L110 248V250L112 251V253H113V256L115 255L117 258L119 257V248H122L123 250H124V248L127 246V244H125L124 242H122L121 243V247H120V243H119V239L117 238L118 236L117 235H115ZM153 236V235H152ZM94 237V236H93ZM127 237V236H126ZM125 237V238H126ZM39 238V237H38ZM45 238H46V236H45ZM60 238V237H59ZM104 238V237H103ZM252 238V237H251ZM82 239H83V237H82ZM85 239V238H84ZM83 239V240H84ZM94 239H96V238H94ZM121 239V238H120ZM160 239V238H159ZM61 240V239H60ZM96 240H98V239H96ZM103 240H102V242H103ZM58 241H59V239H58ZM79 241V240H78ZM85 241V240H84ZM83 241V242H84ZM124 241V240H123ZM133 241V240H132ZM131 241V242H132ZM100 242V241H99ZM98 242V244H100ZM104 242H103V244H104ZM130 242V243H131ZM141 242H142V240H141ZM140 242V243H141ZM28 243L29 242H26L25 243V246L27 247V250L29 251V245H28ZM37 243V242H36ZM85 243V242H84ZM83 243V244H84ZM134 243V242H133ZM51 245V246H50ZM79 245V244H78ZM142 245V244H141ZM24 246V247H25ZM40 246V245H39ZM46 246H48V248H46ZM60 246V245H59ZM81 246V245H80ZM85 246V245H84ZM130 246V245H129ZM54 248V249H52V248ZM77 247V246H76ZM87 247V246H86ZM132 247H134V246H132ZM137 247L139 248V245H137ZM152 247V246H151ZM41 248V247H40ZM35 249V248H34ZM129 249L130 248H128V251H129ZM79 250V249H78ZM91 250H94V249H91ZM96 250H98V249H96ZM95 250V251H96ZM106 250V249H105ZM104 250V251H105ZM142 250V249H141ZM255 250V249H254ZM133 251V250H132ZM59 252V250L57 251V253ZM74 252H76V251H74ZM94 252V251H93ZM98 252V251H97ZM102 252V251H101ZM120 252H121V250H120ZM124 252V251H123ZM125 252H126V249H125ZM124 252V253H125ZM134 252V251H133ZM153 252V251H152ZM249 252V251H248ZM1 253V252H0ZM49 253V254H48ZM99 253V252H98ZM109 253V252H108ZM107 253V254H108ZM122 253V252H121ZM138 254H139V256H140V253L141 252H137ZM148 253H150V252H148ZM148 253H147V255H148ZM78 254H80V253H78ZM85 254V253H84ZM96 254V253H95ZM102 254V253H101ZM107 254L105 255V254H102V255H105V256H107ZM133 254V253H132ZM82 256H84L83 254H81ZM90 255V254H89ZM121 255V254H120ZM126 255V254H125ZM131 255V254H130ZM133 255H135V254H133ZM143 255V254H142ZM149 255H151V254H149ZM2 256V255H1ZM68 256V255H67ZM74 256V255H73ZM123 255H121V257H122ZM126 256H129V254H127ZM136 256H138V255H136ZM136 256H134V258L136 257ZM138 256V257H139ZM10 257V256H9ZM14 257V256H13ZM43 257H44V259H43ZM76 257V256H75ZM109 257V256H108ZM137 257V258H138ZM149 257V256H148ZM147 257V258H148ZM251 257V256H250ZM80 258H81V256H80ZM89 258H90V256H89ZM95 258L97 259V257H96V255H95ZM103 258V257H102ZM114 258V257H113ZM124 258V257H123ZM129 258V257H128ZM141 258H142V256H141ZM146 258V259H147ZM155 258V257H154ZM7 259V258H6ZM17 259V258H16ZM82 259V258H81ZM94 259V258H93ZM93 259H92V261H93ZM108 259V258H107ZM112 259V258H111ZM110 259V261H112ZM126 259V258H125ZM132 259V258H131ZM148 259H153L152 257L150 258H148ZM42 260H44V261H42ZM75 260H78V259H75ZM98 260H99V258H98ZM105 260V259H104ZM109 260V259H108ZM134 260H136V259H134ZM154 260V259H153ZM255 260V259H254ZM8 262H6L5 260L3 261V263H2V261H1V259H0V264H14L13 263V258H11V260L9 259V260H7ZM40 261V262H39ZM107 261V260H106ZM116 261H117V259H116ZM124 261H126V260H124ZM130 261V260H129ZM129 261L127 260V262L129 263ZM132 261V260H131ZM137 261V260H136ZM135 261V262H136ZM145 261V260H144ZM261 261V260H260ZM138 262H141V261H138ZM147 262V261H146ZM148 262H149V260H148ZM79 263V262H78ZM93 263V262H92ZM133 263V262H132ZM131 263V264H132ZM150 263V262H149ZM257 263V262H256ZM17 264V263H16ZM27 264V263H26ZM31 264V263H30ZM80 264H85L84 263V258L82 259V261L80 262ZM89 264V263H88ZM108 264V263H107ZM117 264V263H116ZM119 264V263H118ZM127 264V263H126Z\"/></svg>",
	"mask_w": 264,
	"mask_h": 264
}]
</instances>
